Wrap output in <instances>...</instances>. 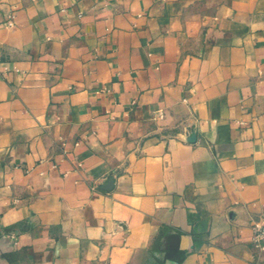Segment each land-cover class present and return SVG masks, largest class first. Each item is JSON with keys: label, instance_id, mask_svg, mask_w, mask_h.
Segmentation results:
<instances>
[{"label": "crops", "instance_id": "crops-1", "mask_svg": "<svg viewBox=\"0 0 264 264\" xmlns=\"http://www.w3.org/2000/svg\"><path fill=\"white\" fill-rule=\"evenodd\" d=\"M264 0H0V264H264Z\"/></svg>", "mask_w": 264, "mask_h": 264}, {"label": "built area", "instance_id": "built-area-1", "mask_svg": "<svg viewBox=\"0 0 264 264\" xmlns=\"http://www.w3.org/2000/svg\"><path fill=\"white\" fill-rule=\"evenodd\" d=\"M252 228L251 246L257 253L264 254V216L254 220Z\"/></svg>", "mask_w": 264, "mask_h": 264}]
</instances>
